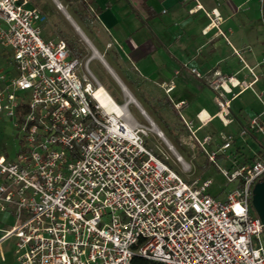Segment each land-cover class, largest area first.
Returning a JSON list of instances; mask_svg holds the SVG:
<instances>
[{"label":"built area","instance_id":"built-area-1","mask_svg":"<svg viewBox=\"0 0 264 264\" xmlns=\"http://www.w3.org/2000/svg\"><path fill=\"white\" fill-rule=\"evenodd\" d=\"M207 15L204 31L221 22L217 8ZM45 21L29 0H0V48L13 68L0 74V111L23 143L14 159L0 154V212L14 219L0 229V245L14 240L16 264H132L134 256L164 264H264L263 224L249 205L253 185L264 178V157L221 169L228 182L238 180L224 199L207 193L211 178L185 181L144 144L150 128L127 101L100 103L88 60L71 56L66 40L41 36ZM261 24L264 37V16ZM209 85L226 125L225 94L241 84L216 74ZM180 117L210 161L230 146L224 135L218 150H208L211 136L198 138ZM259 117L248 127L264 135Z\"/></svg>","mask_w":264,"mask_h":264},{"label":"crops","instance_id":"crops-1","mask_svg":"<svg viewBox=\"0 0 264 264\" xmlns=\"http://www.w3.org/2000/svg\"><path fill=\"white\" fill-rule=\"evenodd\" d=\"M84 1L92 17L90 20L83 10L85 7L69 11L62 0H57L66 12V15L62 13L67 21L78 28L76 30L88 44H93L92 57L104 67L122 102H128L138 120L152 121L169 144L172 145L163 131L171 132L164 127L171 123L170 115L166 116L167 109L177 111L180 119L182 115L191 121L198 138L210 135L206 145L208 150H218L223 142L222 136L231 135L221 132L220 138L214 139L211 133L201 132L206 126L219 124L233 130L236 121L245 126L256 115H260L264 125V114H261L264 37L261 18L257 17L261 0ZM213 8L219 11L221 22L218 27L204 31L209 24L207 12ZM192 68L202 77H196ZM216 74L232 76L241 84L225 94L230 100L231 119L226 125L217 115L219 106L209 85ZM169 85L173 87L167 91ZM247 90L252 92L255 100L238 102L237 99ZM179 101L183 104L176 108L174 104ZM198 113L201 118H208L206 124L199 120ZM250 131L251 137L255 138V130ZM190 137L194 140L191 133ZM245 143L247 140L242 139L237 145L232 138L230 146L218 154L236 160V148H243L245 152ZM263 146L264 143H259L252 154L262 150Z\"/></svg>","mask_w":264,"mask_h":264},{"label":"rangeland","instance_id":"rangeland-1","mask_svg":"<svg viewBox=\"0 0 264 264\" xmlns=\"http://www.w3.org/2000/svg\"><path fill=\"white\" fill-rule=\"evenodd\" d=\"M62 4L69 11H72L73 8H81L82 0H62ZM30 4L37 7L46 15V21L40 23L41 36L43 38H62L68 42L69 40L77 41L81 44L87 51V55L81 59L82 61L88 60V69L97 79L98 83L104 86L107 92L116 100L118 103L122 102L120 94L115 90L112 80L109 78L104 67L101 63L92 57L93 44H88L81 34L73 27L62 11L57 7V4L53 0H29ZM65 3V4H64ZM84 8V7H83ZM264 3L261 2L257 6V17L262 18L264 16ZM87 18L90 20V11L89 8L83 9ZM88 24L93 22L88 21ZM101 35V34H100ZM99 35V36H100ZM105 48L106 44H103ZM4 49L0 48V74L5 73L6 76H9L13 73V68L8 62V57H3ZM107 60V58H106ZM1 85V82H0ZM242 100L245 103L251 102L254 99V96L250 90H247L241 97L237 99L239 102ZM130 113L132 116L138 120L137 115L131 107H129ZM170 115L171 123L168 126H164L167 129H170L171 132H165L166 137L174 146V150L181 155L184 160V164L177 159L176 154L172 149L169 148L168 144L155 135L152 130L150 121H146L143 118H139L140 122L150 128L148 136L144 138V144L153 149L162 160L169 164L176 172H178L182 178L191 182L194 179L199 178L206 179L211 178L212 184L207 188V193L212 196L224 199L227 191L238 186V180L233 182H228L223 176L221 169L226 168L232 170L239 166L240 159L232 160V158H227L225 155H216L215 161H210L208 159L205 151L190 137L189 131L183 125L181 119L178 116L177 111H171L167 109L166 116ZM138 120V121H139ZM174 122V123H173ZM159 127H163L161 124H158ZM233 130L231 127H222L217 125L213 127L212 125L206 126L201 130V132H209L214 135V139H219L221 132L225 134L230 133L231 137L235 139L236 144L240 143L242 139L247 140V143L244 144L245 154L247 156L253 155L255 149L258 147L259 143H264L263 132L255 130V138L251 137L248 124L242 126L239 122L233 124ZM246 127L247 134L245 136L241 135V130ZM252 132V131H250ZM21 135L18 132V129L13 125V119H11L5 111H0V154L7 156L9 159H14L16 154L22 150ZM166 157V159H165ZM255 214V211H252ZM0 213V228H9L13 224V217L9 214L11 212ZM1 234V231H0ZM16 255L17 248L13 243V239H8L4 241L0 246V264H16ZM3 258V260H2Z\"/></svg>","mask_w":264,"mask_h":264},{"label":"trees","instance_id":"trees-1","mask_svg":"<svg viewBox=\"0 0 264 264\" xmlns=\"http://www.w3.org/2000/svg\"><path fill=\"white\" fill-rule=\"evenodd\" d=\"M81 2H82L81 8L87 6L86 1L82 0ZM67 45H68L69 53L71 56L83 59L87 55V51L85 50V48L81 44H79L77 41L69 40L67 42ZM234 156L235 158L240 159L242 162H250L255 157H260V158L264 157V146L262 150H259L256 154L251 155V156H247L245 152L243 151V148L238 147L236 148L234 152ZM249 205H250L251 211H254L251 205V202L249 203ZM132 264H164V263L157 261V260H151V259H147L144 257H140V256H134L132 258Z\"/></svg>","mask_w":264,"mask_h":264},{"label":"water","instance_id":"water-1","mask_svg":"<svg viewBox=\"0 0 264 264\" xmlns=\"http://www.w3.org/2000/svg\"><path fill=\"white\" fill-rule=\"evenodd\" d=\"M251 192V205L260 218L264 229V178L253 185Z\"/></svg>","mask_w":264,"mask_h":264},{"label":"bare ground","instance_id":"bare-ground-1","mask_svg":"<svg viewBox=\"0 0 264 264\" xmlns=\"http://www.w3.org/2000/svg\"><path fill=\"white\" fill-rule=\"evenodd\" d=\"M53 1L56 2V4L59 7V9L66 15V12H65L64 8L61 5L58 4L57 0H53ZM68 19H71V18L69 17ZM76 29H78V28H76ZM94 95L98 98V100L100 101V103L102 105H107L108 103H111L112 101H114L113 98H112V96L107 92V90L101 84L98 85V88L95 90ZM160 136H161L162 140H164L168 144L169 148L172 149L173 152L176 154V152L169 145V143L167 142V140L165 139V137L162 136V135H160ZM176 156H177V159L180 162H182L183 164L185 163L184 160L181 157H179L177 154H176Z\"/></svg>","mask_w":264,"mask_h":264}]
</instances>
